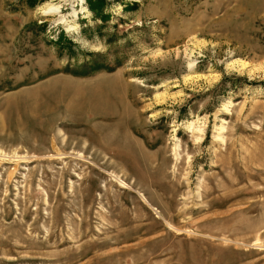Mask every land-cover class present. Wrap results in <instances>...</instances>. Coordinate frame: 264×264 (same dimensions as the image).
<instances>
[{
    "label": "rangeland",
    "instance_id": "rangeland-1",
    "mask_svg": "<svg viewBox=\"0 0 264 264\" xmlns=\"http://www.w3.org/2000/svg\"><path fill=\"white\" fill-rule=\"evenodd\" d=\"M102 1L0 0V264H264V0Z\"/></svg>",
    "mask_w": 264,
    "mask_h": 264
},
{
    "label": "bare ground",
    "instance_id": "bare-ground-1",
    "mask_svg": "<svg viewBox=\"0 0 264 264\" xmlns=\"http://www.w3.org/2000/svg\"><path fill=\"white\" fill-rule=\"evenodd\" d=\"M81 2H85V0H80ZM43 13L45 15H56V14H59L61 13V6L60 5H51V4H47V6H45L43 9H42ZM84 12H86L87 14H89V10L87 8H84ZM72 15L74 17H77V13L74 11L72 13ZM77 27L76 26H70L69 27V30H76ZM220 130H222V128H220Z\"/></svg>",
    "mask_w": 264,
    "mask_h": 264
},
{
    "label": "trees",
    "instance_id": "trees-1",
    "mask_svg": "<svg viewBox=\"0 0 264 264\" xmlns=\"http://www.w3.org/2000/svg\"><path fill=\"white\" fill-rule=\"evenodd\" d=\"M96 5H99L100 6V8H101V6L103 5V1L102 0H97V4ZM33 6V5H32ZM100 8H99V10H100ZM91 10H92V12L95 14V15H98L99 13L96 11L97 9L95 8V7H93V6H91ZM98 10V11H99ZM99 15H101V14H99Z\"/></svg>",
    "mask_w": 264,
    "mask_h": 264
}]
</instances>
